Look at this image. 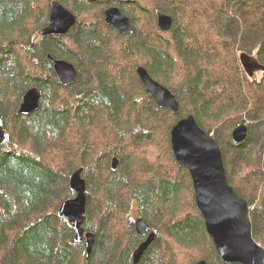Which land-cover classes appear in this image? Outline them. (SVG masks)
I'll return each mask as SVG.
<instances>
[{
  "label": "trees",
  "instance_id": "1",
  "mask_svg": "<svg viewBox=\"0 0 264 264\" xmlns=\"http://www.w3.org/2000/svg\"><path fill=\"white\" fill-rule=\"evenodd\" d=\"M53 0H0V264H226L197 208L189 170L176 160L171 129L192 114L221 148L229 184L246 199L254 239L264 248V0H57L77 16L66 35L40 34ZM133 24L120 33L104 11ZM173 17L160 29L157 13ZM54 58L74 64L62 84ZM169 88L178 113L159 106L137 68ZM264 70V69H263ZM39 107L19 113L27 90ZM247 125L244 141L232 131ZM117 157V168L112 159ZM87 185L85 233L60 217L74 197L72 174ZM143 217L144 236L135 229ZM152 244L132 254L150 231ZM240 264V263H233Z\"/></svg>",
  "mask_w": 264,
  "mask_h": 264
},
{
  "label": "water",
  "instance_id": "2",
  "mask_svg": "<svg viewBox=\"0 0 264 264\" xmlns=\"http://www.w3.org/2000/svg\"><path fill=\"white\" fill-rule=\"evenodd\" d=\"M104 16L105 22L120 33L133 29L131 19L119 7L107 8ZM76 21L77 16L73 11L61 2L53 0L49 23L41 29L40 34L43 36L66 35ZM157 21L161 30L168 31L171 28L173 17L159 11ZM240 59L248 73L257 67L264 69L258 59L251 54L243 53ZM53 60L59 81L62 84L73 82L77 76L74 64L66 59L54 58ZM137 73L147 92L159 106L168 107L174 113H178L179 103L169 88L154 79L143 66L137 68ZM40 99V89L30 88L25 93L18 112L28 114L35 111L40 105ZM247 130L246 124L236 126L232 131L233 139L236 142L244 141ZM170 134L176 160L191 174L197 208L204 218L206 230L213 239L221 260L226 264H264V248L252 234L249 203L229 184L222 151L216 140L198 124L192 114L180 118L173 125ZM6 136L4 120L0 114V145H3ZM118 164V158L114 157L112 167L117 168ZM82 172L83 168H78L72 174L70 186L74 191V197L61 204L59 215L72 225L77 241H81L85 236L86 252H90L94 244V234L85 233L83 227L87 185ZM148 228L149 225L143 217L135 219V229L139 236H144ZM155 237L156 232L153 230L146 235L132 254L134 263L140 260ZM195 264L209 263L201 259Z\"/></svg>",
  "mask_w": 264,
  "mask_h": 264
},
{
  "label": "rangeland",
  "instance_id": "3",
  "mask_svg": "<svg viewBox=\"0 0 264 264\" xmlns=\"http://www.w3.org/2000/svg\"><path fill=\"white\" fill-rule=\"evenodd\" d=\"M255 57V56H254ZM260 63V62H259ZM244 67V66H243ZM251 77L256 79H261L264 76V70L261 67H257L252 70L251 73H248Z\"/></svg>",
  "mask_w": 264,
  "mask_h": 264
},
{
  "label": "bare ground",
  "instance_id": "4",
  "mask_svg": "<svg viewBox=\"0 0 264 264\" xmlns=\"http://www.w3.org/2000/svg\"><path fill=\"white\" fill-rule=\"evenodd\" d=\"M41 100V99H40Z\"/></svg>",
  "mask_w": 264,
  "mask_h": 264
}]
</instances>
